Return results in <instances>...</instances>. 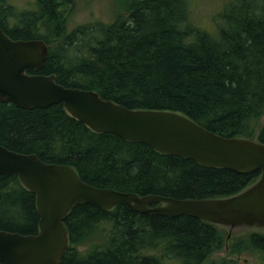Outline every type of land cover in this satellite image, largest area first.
<instances>
[{"label":"trees","instance_id":"trees-1","mask_svg":"<svg viewBox=\"0 0 264 264\" xmlns=\"http://www.w3.org/2000/svg\"><path fill=\"white\" fill-rule=\"evenodd\" d=\"M71 1L19 6L0 0V28L7 35L48 46L43 66L27 72L53 74L66 87L93 90L126 108L178 111L219 135L256 136L264 143V0H224L212 29L194 22L189 0H126L112 21L67 30ZM0 145L70 165L91 185L137 195L222 197L260 172L208 167L93 131L60 103L24 109L0 101ZM64 224L68 245L58 264H205L230 236L241 238L232 252L251 247L264 253V232L228 236L200 218L137 213L124 205L103 210L78 202ZM0 229H38L35 194L12 172L0 174ZM86 238L94 243L85 244ZM78 241L85 249L76 248ZM209 264L238 263L223 258Z\"/></svg>","mask_w":264,"mask_h":264},{"label":"water","instance_id":"water-1","mask_svg":"<svg viewBox=\"0 0 264 264\" xmlns=\"http://www.w3.org/2000/svg\"><path fill=\"white\" fill-rule=\"evenodd\" d=\"M48 54L42 39H12L0 28V101L24 109L60 103L68 114L96 132L114 133L163 153L193 159L208 167L246 173L258 169L253 182L238 192L215 198L176 199L137 195L84 182L67 164L44 162L33 153L0 145V174L15 173L35 194L38 229L32 234L0 229L3 264H58L68 245L64 219L75 203L103 210L124 205L137 213L187 215L231 234L264 232V143L227 137L174 110L130 109L90 89L66 87L41 68Z\"/></svg>","mask_w":264,"mask_h":264},{"label":"rangeland","instance_id":"rangeland-1","mask_svg":"<svg viewBox=\"0 0 264 264\" xmlns=\"http://www.w3.org/2000/svg\"><path fill=\"white\" fill-rule=\"evenodd\" d=\"M17 5H25L30 0H11ZM224 0H189L190 13L195 23L201 27L213 28L214 15ZM126 0H72L65 6L66 29H72L76 25L93 22H110L116 15L125 9ZM213 18V19H212ZM80 243V244H79ZM85 244H93L91 238L85 239ZM81 241L75 243L77 249H85L86 245ZM241 238L230 236L225 244L218 249H213L205 264L231 259L238 264H264V253L253 250L251 247L232 252L239 247ZM157 252V249H154Z\"/></svg>","mask_w":264,"mask_h":264},{"label":"bare ground","instance_id":"bare-ground-1","mask_svg":"<svg viewBox=\"0 0 264 264\" xmlns=\"http://www.w3.org/2000/svg\"><path fill=\"white\" fill-rule=\"evenodd\" d=\"M223 10V9H222ZM217 23H219V22H217ZM149 250V249H148Z\"/></svg>","mask_w":264,"mask_h":264}]
</instances>
